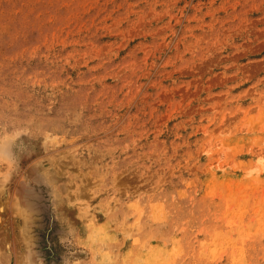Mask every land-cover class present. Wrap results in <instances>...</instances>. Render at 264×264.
Masks as SVG:
<instances>
[{"label":"rangeland","instance_id":"obj_1","mask_svg":"<svg viewBox=\"0 0 264 264\" xmlns=\"http://www.w3.org/2000/svg\"><path fill=\"white\" fill-rule=\"evenodd\" d=\"M0 264H264V0H0Z\"/></svg>","mask_w":264,"mask_h":264}]
</instances>
